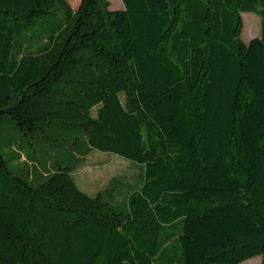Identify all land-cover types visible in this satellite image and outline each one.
Returning a JSON list of instances; mask_svg holds the SVG:
<instances>
[{
    "label": "trees",
    "instance_id": "obj_1",
    "mask_svg": "<svg viewBox=\"0 0 264 264\" xmlns=\"http://www.w3.org/2000/svg\"><path fill=\"white\" fill-rule=\"evenodd\" d=\"M121 1L0 0V264H264V0Z\"/></svg>",
    "mask_w": 264,
    "mask_h": 264
},
{
    "label": "rangeland",
    "instance_id": "obj_2",
    "mask_svg": "<svg viewBox=\"0 0 264 264\" xmlns=\"http://www.w3.org/2000/svg\"><path fill=\"white\" fill-rule=\"evenodd\" d=\"M73 9H77L82 0H67ZM111 4L112 11H120L124 9L121 0H108ZM244 28L242 32V41L248 44L252 39L261 35V19L254 14H243ZM22 38V37H21ZM20 38V39H21ZM14 50L26 47L24 39L16 40ZM96 113V112H95ZM4 157L8 160L9 168L15 174L14 163L9 160V155L3 151ZM74 177L79 188L86 194L96 197L99 193L112 185L114 180L119 179L126 185L122 190V194L116 197L117 201H122L123 197L128 194L129 185L136 187V183L141 179V167L131 162L117 157L113 154L94 152L90 155L86 162L74 172ZM244 264H263V258L257 257L245 262Z\"/></svg>",
    "mask_w": 264,
    "mask_h": 264
}]
</instances>
